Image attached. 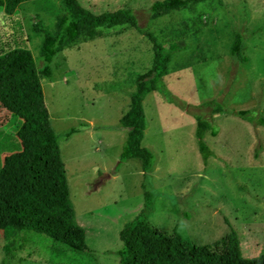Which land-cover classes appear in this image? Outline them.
I'll use <instances>...</instances> for the list:
<instances>
[{
    "label": "rangeland",
    "instance_id": "rangeland-1",
    "mask_svg": "<svg viewBox=\"0 0 264 264\" xmlns=\"http://www.w3.org/2000/svg\"><path fill=\"white\" fill-rule=\"evenodd\" d=\"M154 0H78L93 13L130 9L138 29L119 26L105 36L80 42L55 54L51 76L40 79L49 121L56 135L76 221L95 264H118V232L142 208L143 191L152 193L150 225L169 234L173 227L196 245L209 244L235 230L239 255L264 253V0H221L203 6L205 24L185 47L170 51L161 90L142 101L146 117L141 144L154 162L143 178L140 160L114 167L126 129L119 117L127 109L134 77L150 67L148 33L162 38L188 17L185 10L149 19ZM61 0H25L11 14L0 6V54L27 48L42 66L32 25L52 24ZM242 37L238 61L229 55L233 35ZM220 103L222 110L211 112ZM246 110V118L233 111ZM217 130L203 140L212 154L198 152L195 115ZM20 119L0 107V167L3 157L20 149L15 131ZM72 130V131H71ZM68 133V135H66ZM124 163V162H123ZM122 163V164H123ZM143 184V185H142ZM144 186V187H143ZM43 236L22 232L20 247L0 264H55Z\"/></svg>",
    "mask_w": 264,
    "mask_h": 264
},
{
    "label": "trees",
    "instance_id": "trees-1",
    "mask_svg": "<svg viewBox=\"0 0 264 264\" xmlns=\"http://www.w3.org/2000/svg\"><path fill=\"white\" fill-rule=\"evenodd\" d=\"M22 1L25 0H0V6L6 14H11ZM199 4L219 6L221 0H154L150 4L149 19L177 10H185L188 17L162 38L148 33L153 48L151 64L134 77L128 107L119 117L120 125L126 129L124 140L110 173H115L126 160L137 158L143 178L149 177L154 156L141 144L146 126L142 101L150 91L161 90L170 60V51L164 47L183 49L185 39L197 35L205 24L202 16L206 10L200 9ZM119 26L138 29L130 9L93 13L78 0H61L60 11L55 14L52 24L46 26L38 22L32 25V33L28 35L40 39L41 67H36L27 48H13L0 54V107L20 119L15 131L20 149L6 154L0 167V230L4 255L20 247L22 232H32L47 240L48 255L53 263L95 264L94 255L85 241V230L76 221L40 79L51 76L49 63L56 53L105 36L108 29ZM241 42V35L235 33L229 55L245 61V56H239ZM221 110L220 103L211 107V112ZM233 112L246 118V110ZM194 118L197 149L205 160L212 152L204 142L203 134L208 132L214 136L217 130L200 115ZM254 124L264 127V116H257ZM6 145L0 143V147ZM143 198L142 208L118 232L121 242L116 250L118 264H264V253L253 259L239 255L235 230L229 224L227 234L209 244L196 245L185 240L176 227L169 234L162 232L147 219L153 207L152 193L144 190Z\"/></svg>",
    "mask_w": 264,
    "mask_h": 264
},
{
    "label": "crops",
    "instance_id": "crops-1",
    "mask_svg": "<svg viewBox=\"0 0 264 264\" xmlns=\"http://www.w3.org/2000/svg\"><path fill=\"white\" fill-rule=\"evenodd\" d=\"M128 160H129V159H128ZM128 160H126V161L122 164V167L125 165V163H126Z\"/></svg>",
    "mask_w": 264,
    "mask_h": 264
}]
</instances>
